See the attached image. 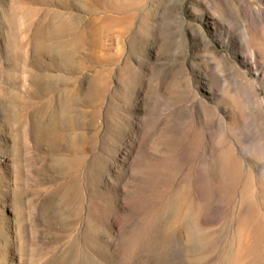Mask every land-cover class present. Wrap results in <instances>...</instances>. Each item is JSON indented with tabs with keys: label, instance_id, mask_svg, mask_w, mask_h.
<instances>
[{
	"label": "rangeland",
	"instance_id": "1",
	"mask_svg": "<svg viewBox=\"0 0 264 264\" xmlns=\"http://www.w3.org/2000/svg\"><path fill=\"white\" fill-rule=\"evenodd\" d=\"M0 264H264V0H0Z\"/></svg>",
	"mask_w": 264,
	"mask_h": 264
},
{
	"label": "bare ground",
	"instance_id": "2",
	"mask_svg": "<svg viewBox=\"0 0 264 264\" xmlns=\"http://www.w3.org/2000/svg\"><path fill=\"white\" fill-rule=\"evenodd\" d=\"M117 1V0H116ZM109 2V1H108ZM98 10V9H97ZM137 12V11H136ZM58 14V13H57ZM128 16V15H127ZM57 18V17H56ZM59 19V18H58ZM64 19V18H63ZM63 21V20H62ZM57 22V21H56ZM127 22H129V21H127ZM126 22V23H127ZM59 23V22H58ZM115 24H116V22H114ZM125 23V22H124ZM126 23H125V25H126ZM131 24V23H130ZM65 25V24H64ZM128 25V24H127ZM56 26H57V24H56ZM51 27H53V25L51 26ZM57 28V27H56ZM50 29V28H49ZM60 29V28H59ZM52 30V29H51ZM56 30V29H55ZM63 30V29H62ZM68 31V30H67ZM55 32H57V31H55ZM61 33V32H60ZM64 34V33H63ZM61 49V48H60ZM63 50V49H62ZM61 54V53H60ZM69 59V58H68Z\"/></svg>",
	"mask_w": 264,
	"mask_h": 264
}]
</instances>
